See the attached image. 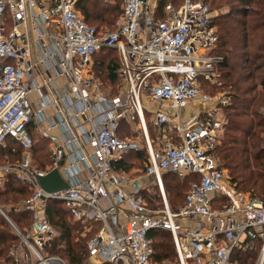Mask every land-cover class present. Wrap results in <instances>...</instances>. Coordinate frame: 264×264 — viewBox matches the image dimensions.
<instances>
[{"label":"built area","instance_id":"2783aa9c","mask_svg":"<svg viewBox=\"0 0 264 264\" xmlns=\"http://www.w3.org/2000/svg\"><path fill=\"white\" fill-rule=\"evenodd\" d=\"M77 2L0 0V148L11 141L22 151L0 166V186L13 176L30 192L17 208L31 215L29 227L22 233L11 224L19 239L9 251L12 264H66L44 253L57 236L46 217L49 201L60 202L86 231L95 229L86 242L88 264H247L258 242L252 264H264V204L230 183L215 156L229 97L208 90L220 85L222 61L212 54L218 35L208 6L181 0L159 18L158 0H116L120 17L102 32L85 23ZM102 49L115 50L119 60L113 96L92 72ZM188 106L199 110L183 118ZM122 122L134 127V138L120 137ZM31 127L48 141L43 169L32 167ZM142 151L155 205L130 171L116 166L123 154ZM53 169L69 187L45 193L38 177ZM164 174L191 178L175 212ZM156 230L170 234L173 261L151 260L148 234Z\"/></svg>","mask_w":264,"mask_h":264},{"label":"trees","instance_id":"16d2710c","mask_svg":"<svg viewBox=\"0 0 264 264\" xmlns=\"http://www.w3.org/2000/svg\"><path fill=\"white\" fill-rule=\"evenodd\" d=\"M200 2L207 5L211 12L217 11L212 20L217 29L218 42L212 54L222 58L218 65L220 85L208 90H222L229 97V105L225 108L227 124L215 156L225 169L230 183L264 204V148L261 144L264 136V0ZM169 3L177 8L181 0H158L157 17H162ZM107 9L101 0H78L76 4V10L85 23L102 32L114 29L107 16ZM98 56L100 58L96 60ZM118 68V56L113 49H102L93 57V75L109 89V96L117 93ZM7 144L5 148H0V161L13 162L20 159L21 148L11 141H7ZM145 158V152L130 153L117 169L126 171L132 162L138 164ZM33 162L40 166L36 167L38 169H43L50 162L47 142L36 137H33ZM3 164L0 163V166ZM166 178L170 179L166 181ZM162 181L168 197L167 203L171 211L175 212L183 205L191 178L180 181L174 175L164 174ZM143 196L146 199L145 193ZM29 197L30 192L24 185L13 176L7 177L4 190L0 191V208H10L6 216L22 233L24 227H29L31 215L15 207ZM146 200L150 202V199ZM46 217L57 231V236L46 245L45 255L60 257L66 264H84L87 261L86 242L95 229L86 231L88 225L72 222L69 212L56 201L48 202ZM84 230L86 233L82 236ZM148 236L152 239L151 260L173 261L175 253L170 234L156 230ZM18 244L19 239L0 215V264H12L9 251ZM256 251L252 249L247 252L245 258L254 261Z\"/></svg>","mask_w":264,"mask_h":264},{"label":"rangeland","instance_id":"374dc122","mask_svg":"<svg viewBox=\"0 0 264 264\" xmlns=\"http://www.w3.org/2000/svg\"><path fill=\"white\" fill-rule=\"evenodd\" d=\"M198 1H200V0H198ZM101 2L103 3V4H105V5H107V7H108V9H107V16H108V18H109V20H110V22H111V26L113 27H115V25H116V23H117V21H118V19H119V17H120V10H119V6H118V4H117V2H116V0H108V1H105V0H101ZM217 14V11H212V16L214 17L215 15ZM100 58V56H98L97 58H96V60L97 59H99ZM222 91V90H221ZM104 92L105 93H109V90H107V89H104ZM218 92H220V90H218ZM142 104H143V106H144V101L142 100ZM149 110L151 111V112H154L155 110H156V107H155V105H149ZM190 110H191V112H190ZM198 110H199V107L198 106H188L184 111H182L181 112V115H182V117L183 118H189V116L190 115H194V114H196L197 112H198ZM223 131H222V133L220 134V142H221V139H222V137H223ZM127 136H129V133H127ZM263 138L264 137H262V148L264 147V144H263ZM127 155V154H126ZM218 159V158H217ZM17 160V159H16ZM16 160H14V161H16ZM126 160H129V158H127ZM5 161L6 160H2V161H0V163L2 164V162H4L5 163ZM220 163V162H219ZM144 164H145V160H144V163L143 162H141V163H138V164H136L135 165V167L138 169V171H139V173L142 175V173H143V169H144ZM32 167L33 168H36V167H40V166H38L37 164H35L34 162L32 163ZM131 166H129L127 169H129ZM226 175H227V173H226ZM170 178H166V181H168ZM143 183H144V189H143V193H145V195H146V199H150V204H152V205H155L156 203H158V201H157V197H156V194H155V191L151 188V182H150V180L149 179H147V178H145L144 180H143ZM4 187H5V185H3V186H0V191H3L4 190ZM166 199L168 200V197H167V194H166ZM22 204L20 203L18 206H16L15 207V209H17L18 207H20ZM7 207V206H6ZM6 207H3V209H1L0 208V211L4 214V216L7 218V220H9V218L6 216V212H7V210H9L10 208L8 207V208H6ZM169 208H171V207H169ZM171 210V209H170ZM173 212V211H172ZM1 215V214H0ZM2 216V215H1ZM3 217V216H2ZM4 218V217H3ZM5 220V219H4ZM6 221V220H5ZM7 222V221H6ZM9 222L11 223V221L9 220ZM73 222V221H72ZM12 224V223H11ZM8 226H9V228L14 232V229L8 224ZM25 229H26V227H24ZM55 233H57V231L55 230ZM85 233H86V231L84 230V232H83V234H82V236H84L85 235ZM258 244V245H257ZM256 244V246H255V248L253 249V250H255L256 251V249H257V251H256V256H257V254L259 253V251H260V249H261V243H257ZM256 258V257H255ZM254 261H249V262H247V264H252ZM84 264H88L87 263V261L84 263Z\"/></svg>","mask_w":264,"mask_h":264},{"label":"crops","instance_id":"0c3cea01","mask_svg":"<svg viewBox=\"0 0 264 264\" xmlns=\"http://www.w3.org/2000/svg\"><path fill=\"white\" fill-rule=\"evenodd\" d=\"M92 69H93V66H92ZM58 85H61L62 84V81L60 80H57L56 81ZM104 89H107L103 86ZM108 90V89H107ZM29 99L31 102H34L36 99H37V95L35 93H32L30 96H29ZM149 105L152 106V104L150 103H146L144 102V106L147 107V110H149ZM150 111V110H149ZM191 112V110H190ZM51 114V111L49 109L46 110L45 112V116H50ZM149 128V132H150V136L153 138L154 136V132H153V128L151 127V125L148 126ZM127 133H129V136H127ZM30 134L33 137H36L38 140H43V141H46L47 142V151H48V156H49V160H50V154H49V145H48V141L46 139H43V138H39V136L37 135L36 131L34 130L33 127H31V131H30ZM118 134L120 135V137L122 138H134L136 136L135 132H134V127H130L128 126L126 123L122 122L120 123V126L118 128ZM142 152H145V151H142ZM142 152H137V153H134V154H140ZM30 153H31V162H32V153H33V147L32 149L30 150ZM126 154H130V153H125L121 156V159L116 163V166H120V164L122 163V160L124 159L125 161V156ZM146 154V152H145ZM144 163V160L142 161ZM50 163V162H49ZM49 163L47 164V166L49 165ZM135 163L132 162L131 164V167L129 169H127L126 171H130L129 174L132 178H134L136 181H137V184L140 186V187H144V183H143V180L145 178L149 179L148 177H145L144 174L142 173V175L139 173L138 169L135 167ZM45 166V167H47ZM145 166V164H144ZM144 170V169H143ZM118 171H123V170H118ZM150 182H151V179H149Z\"/></svg>","mask_w":264,"mask_h":264},{"label":"water","instance_id":"95a60500","mask_svg":"<svg viewBox=\"0 0 264 264\" xmlns=\"http://www.w3.org/2000/svg\"><path fill=\"white\" fill-rule=\"evenodd\" d=\"M38 183L40 185V188L45 193H56L66 190L69 187L68 183L65 182V180L61 177L60 173L56 169L49 171L44 176L38 177ZM0 214L4 217L7 223L12 226L9 220H7V218L1 211Z\"/></svg>","mask_w":264,"mask_h":264}]
</instances>
